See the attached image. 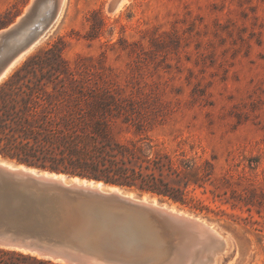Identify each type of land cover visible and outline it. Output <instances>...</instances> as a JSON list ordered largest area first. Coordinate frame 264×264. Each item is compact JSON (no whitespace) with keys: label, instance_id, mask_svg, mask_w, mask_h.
Segmentation results:
<instances>
[{"label":"rangeland","instance_id":"1","mask_svg":"<svg viewBox=\"0 0 264 264\" xmlns=\"http://www.w3.org/2000/svg\"><path fill=\"white\" fill-rule=\"evenodd\" d=\"M33 1L0 0V34ZM64 1L0 84L57 48L74 78L68 94L120 104L128 122L114 121L113 137H134L138 127L166 151L212 165L195 191L208 210L153 198L217 232L224 247L212 264H264V0Z\"/></svg>","mask_w":264,"mask_h":264},{"label":"trees","instance_id":"2","mask_svg":"<svg viewBox=\"0 0 264 264\" xmlns=\"http://www.w3.org/2000/svg\"><path fill=\"white\" fill-rule=\"evenodd\" d=\"M44 53L50 58L32 56L0 84L1 158L148 193L191 210H208L195 191L209 183V162L199 166L182 149L166 151L163 142L138 127L134 137H113V122H128L116 112L120 104L104 94H68L74 80L69 67L57 48ZM37 211L0 196V221L40 223ZM0 264L59 263L0 248Z\"/></svg>","mask_w":264,"mask_h":264},{"label":"water","instance_id":"3","mask_svg":"<svg viewBox=\"0 0 264 264\" xmlns=\"http://www.w3.org/2000/svg\"><path fill=\"white\" fill-rule=\"evenodd\" d=\"M63 4L34 0L0 34V80L51 30ZM3 161L14 166L0 164V196L38 208L41 222L0 221V248L59 264H212L224 247L196 217L173 212L163 202L142 201L143 194L154 195L134 197L132 190L101 181Z\"/></svg>","mask_w":264,"mask_h":264},{"label":"bare ground","instance_id":"4","mask_svg":"<svg viewBox=\"0 0 264 264\" xmlns=\"http://www.w3.org/2000/svg\"><path fill=\"white\" fill-rule=\"evenodd\" d=\"M65 2V1H64ZM23 44V39H21V40H19V42H18V45H22ZM31 49V48H30ZM29 49V50H30ZM28 50V51H29ZM28 51H26V52H28ZM26 52H24V53H22V54H20L17 58H16V60L12 63V65L11 66H14L16 63H18L22 58H24V55H25V53ZM10 68V67H9ZM7 69L6 70V72L5 73H7V72H9V70L10 69ZM4 73V74H5ZM5 77V76H4ZM0 164L1 165H3V166H5V167H7V168H12L13 166H14V164L13 163H10V162H7V161H3V159H1L0 158ZM20 168L21 169H25V167H23V166H20ZM101 185V188H104V189H106V188H109V187H106V186H103L102 184H100ZM112 189V188H111ZM117 190V189H116ZM119 191V190H118ZM145 195V194H144ZM144 195H142V201L143 202H145V203H151V204H153V205H157V203H156V201L152 198V199H148V198H146ZM132 196H134V194L132 193ZM135 197V196H134ZM167 208H169L170 210H172L173 212H177V213H180V214H182L183 216H188V217H191V215H189V214H186V213H184V212H181V211H178V210H176V209H174V208H172V207H170V206H168V205H165ZM198 220H200V221H202L201 219H199V218H197ZM202 223H204L205 225H207V223H205V221H202ZM208 227H209V230L212 232V234L213 235H215L216 237H218V238H220V240L223 242V240H222V238L217 234V232L216 231H214L209 225H207Z\"/></svg>","mask_w":264,"mask_h":264}]
</instances>
